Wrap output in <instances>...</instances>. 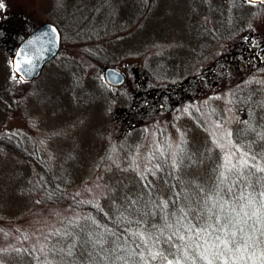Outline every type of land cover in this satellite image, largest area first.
I'll use <instances>...</instances> for the list:
<instances>
[{"label": "rangeland", "instance_id": "rangeland-1", "mask_svg": "<svg viewBox=\"0 0 264 264\" xmlns=\"http://www.w3.org/2000/svg\"><path fill=\"white\" fill-rule=\"evenodd\" d=\"M2 2L0 264H62L78 255L96 220L87 208L109 216L138 187L164 194L167 168L194 190L193 180H215L225 153L238 154L234 145L256 162L264 155V65L219 70L236 62L243 42L264 45V5ZM45 23L61 31V49L39 78L24 81L16 48ZM108 67L124 73L122 86L105 81ZM212 71L209 84L197 82ZM188 80L194 89L181 94ZM141 91L148 106H138Z\"/></svg>", "mask_w": 264, "mask_h": 264}, {"label": "snow or ice", "instance_id": "snow-or-ice-1", "mask_svg": "<svg viewBox=\"0 0 264 264\" xmlns=\"http://www.w3.org/2000/svg\"><path fill=\"white\" fill-rule=\"evenodd\" d=\"M245 2L252 4L256 0ZM3 6L0 0V7ZM21 55L24 62L32 64V55L28 52ZM15 66L19 71L21 61L18 60ZM221 135L230 136L231 133ZM234 147L239 149L238 154L231 150L225 153L224 163L210 185L193 180L195 189H186L190 193L188 196L173 193L170 200L162 194L158 195L157 207L163 206L160 209L164 218L162 225L150 224L152 232H149L145 228L147 221L143 218L136 220L134 216H127L125 219L129 224L135 221L133 226L126 228L129 235L119 237L117 232L104 225H100L99 238L92 231H87V237L94 242L93 247L103 245L105 250L111 248L114 252L127 248L129 256L135 254L140 257L130 260L123 255L118 256L123 264H149L144 259L146 251L140 250L143 245H149L147 255L150 260H160L161 264H264V155L256 162L239 145ZM171 163H178L175 149ZM159 167L157 164L156 168ZM257 173L259 177L255 183L260 186L258 198L255 190L250 191L253 176ZM237 181L242 187H237ZM233 188L237 190L233 191ZM136 204L137 201L132 200L130 206ZM83 219V216L74 218ZM91 219L93 223L100 224L95 218ZM133 235L139 238L140 243L134 240L131 246L114 243L115 239L128 241ZM100 255L107 259L104 251H100Z\"/></svg>", "mask_w": 264, "mask_h": 264}, {"label": "trees", "instance_id": "trees-1", "mask_svg": "<svg viewBox=\"0 0 264 264\" xmlns=\"http://www.w3.org/2000/svg\"><path fill=\"white\" fill-rule=\"evenodd\" d=\"M167 175H164V186L165 192L164 195L168 199L173 198V193H180L181 197H185L190 195L189 192L186 191V188L183 187L182 182L179 179H175L173 176V172L167 168L164 171ZM259 177V173L253 176V183L250 188L251 190H255L257 192V198L259 197V190L260 186L255 183V180ZM237 187H242L239 184V181L236 182ZM141 188V187H138ZM134 189L136 192H132V198L129 197L127 202L118 205L117 207L112 208L110 215H105V213L97 208H87L86 210L91 212L93 216L96 217V220L100 221V224H95L90 226L89 228L85 227V231L81 234V246L78 245L82 251L78 253V255L74 256L71 254H67L66 258L63 259L64 262L62 264H123L122 260H118L117 257L123 255L125 259H140V257L133 254L132 256L128 255L127 248L121 249L119 252H114L111 248L105 250V246L103 245H96L93 247V241L91 238L87 237V231H92L93 235L96 238L100 237V225H104L106 227H110L113 232H117L119 237L124 235H129L126 231L127 227L133 226L135 221L132 224H129L125 219L127 216H134L136 220L143 218L147 223L145 224V228H148L149 232H152V229L149 227L150 224H157L162 225L164 222L163 215L160 209L163 207H157L159 204L158 195L154 192V190L145 189V191L141 192L142 189ZM227 188V186H225ZM237 188H233V191H236ZM132 200H136V205H131L130 203ZM146 200L145 206L141 204ZM186 202V201H185ZM171 208V205H170ZM154 213V214H152ZM259 238V237H257ZM151 239V237H149ZM136 243H140V240L136 236H131V239L125 241L123 239H115L114 243L116 244H128L131 246L132 241ZM163 247V245H161ZM149 245H143L140 250L146 251V255L144 259L149 261V264H161L160 260L155 262L151 261L149 256L147 255V249ZM100 251H104V256L107 257L105 260L104 257L100 255ZM222 264V262H221Z\"/></svg>", "mask_w": 264, "mask_h": 264}, {"label": "water", "instance_id": "water-1", "mask_svg": "<svg viewBox=\"0 0 264 264\" xmlns=\"http://www.w3.org/2000/svg\"><path fill=\"white\" fill-rule=\"evenodd\" d=\"M263 1L256 0L255 3ZM61 44V31L52 23L42 24L28 34L18 45L14 55L15 65L18 60L21 61L20 70L15 69L19 78L24 81H33L39 78L45 66L59 53ZM23 52H28L32 55L31 65L23 61L21 55ZM104 78L113 87L122 86L126 80L124 73L113 67L105 69Z\"/></svg>", "mask_w": 264, "mask_h": 264}, {"label": "flooded vegetation", "instance_id": "flooded-vegetation-1", "mask_svg": "<svg viewBox=\"0 0 264 264\" xmlns=\"http://www.w3.org/2000/svg\"><path fill=\"white\" fill-rule=\"evenodd\" d=\"M252 4H259V5H264L263 2H257V3H252ZM237 55L236 57V62L232 63L231 65L225 64L224 66L219 67V70L221 72L226 71L229 72L231 69L232 70H240L245 66L249 67H254V66H262L264 65V59L260 56L264 54V45H259L257 40H247L246 42H243L242 46L236 51L235 53ZM215 72H209L205 76H200L198 81L202 85L206 86L211 82V80L214 77ZM191 80H188L182 84L183 90H181V94L184 93H189L194 89V86L191 84ZM200 84V85H201ZM143 87V86H142ZM199 87L198 89L200 90ZM164 92V91H163ZM166 92V91H165ZM164 92V93H165ZM176 92V91H173ZM149 96H148V91H146V95L144 96V92H140V97L138 106L144 104L145 106L149 105ZM136 106V107H138ZM159 106L162 108L163 105L159 104Z\"/></svg>", "mask_w": 264, "mask_h": 264}]
</instances>
